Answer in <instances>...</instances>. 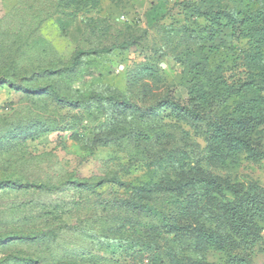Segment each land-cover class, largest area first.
<instances>
[{
	"label": "rangeland",
	"instance_id": "374dc122",
	"mask_svg": "<svg viewBox=\"0 0 264 264\" xmlns=\"http://www.w3.org/2000/svg\"><path fill=\"white\" fill-rule=\"evenodd\" d=\"M257 11L264 0H0V264H264V223L237 236L228 220L247 195L264 202ZM155 184L151 201L133 191Z\"/></svg>",
	"mask_w": 264,
	"mask_h": 264
},
{
	"label": "trees",
	"instance_id": "16d2710c",
	"mask_svg": "<svg viewBox=\"0 0 264 264\" xmlns=\"http://www.w3.org/2000/svg\"><path fill=\"white\" fill-rule=\"evenodd\" d=\"M255 18L256 17H261L264 19V13L261 11H257L254 14ZM226 21L230 24L229 27L235 30V24H240V22L237 20V18H234L232 14L225 15ZM217 24V22H214ZM219 23V22H218ZM244 22H241L243 24ZM219 25V24H217ZM255 41V39H254ZM264 42V38H259L258 41L255 42V45L261 47L262 43ZM131 44H124L123 46H129ZM110 50L104 49L101 51H97L96 53H108ZM82 52H79L78 55L76 56V62L77 58L79 55H81ZM100 101H111V102H121L122 99L116 98L114 96H109V97H101L97 96L96 97ZM67 103L71 106L75 105L76 102L72 101H67ZM175 107L179 109L180 111H183L185 108H182L175 104ZM257 119V118H256ZM216 127H213L212 133L209 134L211 139H214V141H218L221 137L225 135V129H219L216 130ZM229 136V134L227 133ZM230 141L233 145L232 151L233 153H238L242 152L243 150L247 149L248 143L247 139L245 137H242L238 135L237 133L231 134L229 136ZM106 182L111 183L113 185L119 186L121 188H126L128 187L127 183L120 182L116 177L108 178ZM209 186H213V183H210ZM27 187L32 188V189H40V190H46L49 191L52 188H50L47 185L44 184H35V183H29L27 184ZM177 189H180L184 192H187L191 188V180L187 179L184 180L183 182L179 183L176 186ZM229 190H232V188H227ZM127 191V190H126ZM133 191L137 192H142V199H145L146 201H151L148 200L147 196H152L155 194H160V184H155V185H150V186H144L142 188H133ZM228 220L230 224V231L237 236H242L250 227H253L255 225L256 221L264 223V202L260 200L257 196H250L247 195L244 201L239 202L238 204H232V206L228 210ZM204 240L210 243V245L217 244L218 241L214 240V235L211 232H205L204 234ZM232 264H246L244 260H234Z\"/></svg>",
	"mask_w": 264,
	"mask_h": 264
}]
</instances>
